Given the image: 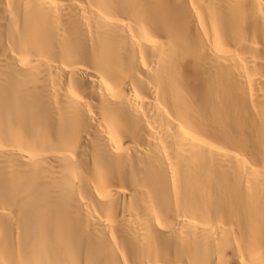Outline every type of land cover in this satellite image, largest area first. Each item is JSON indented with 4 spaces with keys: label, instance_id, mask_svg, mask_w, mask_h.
Returning <instances> with one entry per match:
<instances>
[{
    "label": "bare ground",
    "instance_id": "1",
    "mask_svg": "<svg viewBox=\"0 0 264 264\" xmlns=\"http://www.w3.org/2000/svg\"><path fill=\"white\" fill-rule=\"evenodd\" d=\"M0 264H264V0H0Z\"/></svg>",
    "mask_w": 264,
    "mask_h": 264
}]
</instances>
